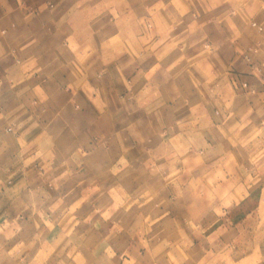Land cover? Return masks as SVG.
<instances>
[{
  "label": "crops",
  "instance_id": "1",
  "mask_svg": "<svg viewBox=\"0 0 264 264\" xmlns=\"http://www.w3.org/2000/svg\"><path fill=\"white\" fill-rule=\"evenodd\" d=\"M0 264H264V0H0Z\"/></svg>",
  "mask_w": 264,
  "mask_h": 264
}]
</instances>
